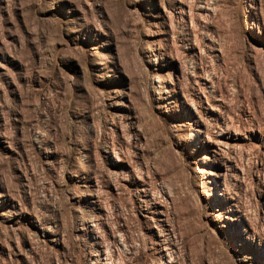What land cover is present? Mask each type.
Segmentation results:
<instances>
[{
  "label": "rangeland",
  "instance_id": "1",
  "mask_svg": "<svg viewBox=\"0 0 264 264\" xmlns=\"http://www.w3.org/2000/svg\"><path fill=\"white\" fill-rule=\"evenodd\" d=\"M0 264H264V0H0Z\"/></svg>",
  "mask_w": 264,
  "mask_h": 264
}]
</instances>
